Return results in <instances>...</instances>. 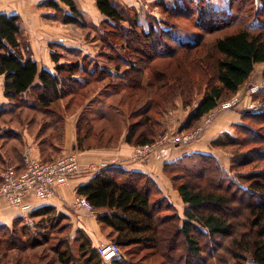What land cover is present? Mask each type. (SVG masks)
I'll return each mask as SVG.
<instances>
[{
	"label": "trees",
	"instance_id": "16d2710c",
	"mask_svg": "<svg viewBox=\"0 0 264 264\" xmlns=\"http://www.w3.org/2000/svg\"><path fill=\"white\" fill-rule=\"evenodd\" d=\"M95 1L101 14L114 23L110 25L115 30L112 34L119 36L117 38L124 41L122 46L133 52L129 57L132 58L130 68L124 73L104 67L98 59L93 68L87 70L86 57L83 62L72 60L57 65L56 74L41 70L34 59L21 17L0 14V76L5 78L4 95L12 102L8 110H2L0 105V139L3 142L0 147L10 143L8 146L14 154L11 165L19 171L24 168L23 153L28 146L20 131L26 127L39 142L43 162L49 163L63 156L59 153L64 143L66 120L54 106L91 82L107 80L112 93L127 92L133 103L150 99L137 115L141 116L140 121L130 124L126 135V143L137 147L159 138V117L178 94L185 106L193 105L196 97L200 93L203 95L183 127L187 131L194 130L207 114L237 95L250 81L256 65L264 63L263 26L259 29L242 27L214 39L212 52L205 55L204 62L201 56L195 60L180 56L182 51L199 46L200 39L196 43L180 42L168 36L170 28L162 25L150 24L148 29L143 28L140 32L131 29L132 32L122 37L123 31L118 30H123V22H130L123 7L113 0ZM61 2L69 7V12L55 0L41 4L54 11L49 19L76 24L83 30L88 27L74 0ZM239 2L237 11L231 7L225 16L211 12L215 21L211 25L217 22L221 26L234 25L238 18L240 21V8L245 5V0ZM254 10L252 6L249 12L257 14ZM157 47L160 55L170 53L181 59L190 81L187 82L182 73L173 74L174 70L172 72L169 66L155 65L156 71L149 70V81L146 85L143 83L144 67L150 66ZM60 58L58 53L53 54L56 63ZM106 58L110 62L116 60V57ZM210 60L215 77L210 72ZM141 62L145 64L141 65ZM196 62L201 64L200 72L193 67ZM32 91L35 102L26 99V94ZM255 97L264 101V90ZM40 120L44 124L40 125ZM243 122L236 126V134L227 133L212 143L214 148L238 147L236 152H229L237 156L230 172L215 155L203 153L187 155L164 166L165 174H173L174 188L186 205L183 215L163 195L154 179L143 172L107 166L77 190V195L88 201L97 214L98 223L104 230H109V237L122 251L131 250L135 256L146 253L140 261H128L125 258L127 252L123 251L121 257L105 262L83 231L74 239L78 244L75 252L73 237L66 234L71 224L69 217L48 205L35 209L29 215L31 222L19 217L12 225H0V263L156 264L161 257V264H247L249 259L264 264V112H243ZM93 127L90 121L84 127L77 126L79 150H85ZM85 129L87 132L83 137ZM250 144L255 145L247 146ZM247 147L249 151L244 150ZM196 177L207 179L211 185L193 183ZM2 183L1 178L0 186ZM54 240L57 243L50 245ZM42 248L46 249L38 255ZM149 260L152 262L147 263Z\"/></svg>",
	"mask_w": 264,
	"mask_h": 264
},
{
	"label": "rangeland",
	"instance_id": "374dc122",
	"mask_svg": "<svg viewBox=\"0 0 264 264\" xmlns=\"http://www.w3.org/2000/svg\"><path fill=\"white\" fill-rule=\"evenodd\" d=\"M116 4L123 7L125 10L126 15L128 16V20L130 22H123L121 26H123L122 37H125L126 34L129 32H132L131 29H135L136 31L140 32L143 28L148 29L150 24L155 25H162L163 27L170 28L168 36L175 37L176 39H179L180 42L188 43V42H197L199 39L201 40V43L196 48L189 50V51H182L180 56L185 55V57H188L189 59L198 58L199 56L203 57L204 62L206 61V56L208 53L212 52V41L214 39H217L218 37L222 35H226L229 33H232L234 31L240 30L242 27H251L255 29H259L260 27H264V0H245V5L241 7V15H240V21L239 18L237 19V23L232 25H225L221 26V23H214L215 25H211V23L215 22L213 20V16H211V12H217V14L220 15H227L231 11V7L233 9H237L240 7V0H155V2H148L147 0L141 1L143 4L140 3L141 6H132L123 3V0H113ZM140 1V0H138ZM244 1V0H243ZM237 2V4H235ZM190 4V5H189ZM186 7H185V6ZM255 7V10H257V14H259L258 17H256V12H249L251 7ZM67 7V8H66ZM64 8L67 9L69 12V7L66 6ZM66 11V12H67ZM237 11V10H236ZM249 12V13H248ZM238 13V12H237ZM252 16H249V15ZM255 14V16H253ZM238 15V14H237ZM88 17L93 18V14L89 13ZM86 18L85 16L83 19L86 21L88 27L84 30L79 28L78 25L75 24L73 29L77 30L78 33V39L81 41L79 45L72 46L71 42L78 41L77 38L74 37V39L67 40L68 46L71 48L77 47L80 49V51H76L74 49H67L64 46H53L52 49H55L57 53H65L66 55H74V57H83L86 56V63L85 67L87 70H90L93 68L95 61L98 59L100 63L104 67H109L115 72L124 73L130 68V62L132 61V58H129L133 52L126 49L125 46H122V42L120 41V38H117L116 34L113 35L111 31L112 26H110L112 23L111 21L107 20L105 17L102 18L101 16H98L97 19H94L92 22V18ZM97 21V24L95 23ZM212 21V22H211ZM167 25H165V24ZM215 27V28H213ZM125 29V30H124ZM80 32V33H79ZM97 40L95 43L91 42L94 40ZM111 39V40H109ZM205 39V40H204ZM66 42V40H64ZM91 42V43H90ZM97 44V45H96ZM164 47V46H163ZM169 51V49H168ZM77 52V53H76ZM158 47L156 48V54L153 55L154 57L151 59L150 66L144 67V74L143 76V83L146 85L149 81L150 75L149 70L156 71L155 65L158 66H169L170 70L173 72V74H179L182 73L186 75V81H190L188 70L184 67L181 59H179L177 56L168 54H159ZM106 56L110 57H116V60L114 62H110L109 59L106 58ZM83 58V59H84ZM73 59V58H72ZM80 61V60H79ZM98 61V62H99ZM83 62V60H82ZM145 64L144 62H141V65ZM197 63V62H196ZM194 63L193 67L197 69L196 71H199L201 67L200 63ZM148 64V63H147ZM209 68L211 69L210 72L214 76L213 71V62L212 60L209 61ZM187 71V72H186ZM200 72V71H199ZM264 63L256 65L255 72L253 73L250 81L243 87V89L234 97L231 99L222 102L221 104H225L231 100L236 99L238 101V106L236 105L235 108L229 109V110H220L219 106L215 109L216 115L214 116V119L212 123L209 124L208 127L205 128V130L199 134L194 140L189 142L188 144L183 143H173L171 140L177 136H187L189 134L194 133L199 127H201L205 120L207 119L208 115L215 111H211L209 114H207L204 119L201 121L200 125L191 131L184 130V124L190 117V115L196 110L199 101L202 99L203 95L200 93L193 105L185 106L182 97L178 94L177 97L170 102H173L167 109H164V114L159 117V121L161 123V126H158L157 129L159 130V138H157L154 142L162 141L165 138H168V142H166L164 145L158 147L155 149L146 159L142 160V163H145L148 159H150L153 155L159 153V151L167 148H178L179 151H186V150H193V145L197 144L199 141L203 139V137L208 133V131L215 127V125L221 123L226 125V130L224 132H221L218 138H224L225 134L227 133H233L236 134L237 132V125L243 124V112H247V109L250 106V103L252 102H259L263 107L264 110V101L259 100L255 97V94H251V90L254 87L262 88L261 91L264 90ZM108 86L107 80L101 81V82H91L86 88L82 89L80 92H77L73 96H68L62 100H60L57 104H55L54 108L57 112L64 115L67 113L71 116L79 115V120L77 126L79 124L82 125V127L85 126V124L90 121L93 127L92 135L87 140L86 147L84 149H93L98 147H114L116 146L121 138H123L125 135L128 134V128L130 124H136L140 121L141 116H137L140 111L144 109V107L147 105L150 99H145L140 104L133 103L131 100L132 98L128 95L127 92H120L118 94L112 93ZM31 97V98H30ZM29 97V102H35V94L34 96ZM157 98V97H155ZM153 99V98H152ZM12 106V104H3L2 110L6 109L8 110ZM138 112L136 113V111ZM250 113H252L250 111ZM135 114L136 116H132ZM107 115H109L107 117ZM141 115V114H140ZM106 116V118H105ZM84 118H87L84 120ZM75 119L77 117L75 116ZM65 120L67 122V117L65 116ZM74 121V120H71ZM81 122V123H79ZM44 124L43 120H40L39 124ZM219 124V125H221ZM256 127L259 128V125ZM215 130L219 129L218 126L214 128ZM78 130V128H77ZM87 130L85 129L83 131V137L85 136ZM56 136V133L53 134V137ZM111 139V141H109ZM113 139V140H112ZM0 139V145L3 143ZM214 140V141H215ZM153 142V143H154ZM213 143V142H212ZM211 143V149L216 150L220 152V158H217L220 164L228 171L230 172L231 165L235 158L237 156L231 155L229 152H236L238 147H232L228 146L226 148H214ZM26 144H29L26 142ZM255 144L247 145L249 147H252ZM85 146V145H84ZM141 147L137 146L134 147V153L136 148ZM79 149V148H78ZM249 148H244L245 151H249ZM80 150V151H85ZM250 153V152H249ZM9 154V152L7 153ZM252 154V153H251ZM250 154V155H251ZM110 161L105 162L102 165L99 164H93L90 165L88 170L90 172H95L103 169L104 165H109ZM12 159L4 160L2 157H0V181H1V175L3 176L7 166L11 165ZM84 171V169H83ZM164 172V169H163ZM178 171H174L177 173ZM167 177L166 180L163 179H155L151 175H149L151 178L154 179V181L157 183L158 186L162 185L164 187L165 195L168 196L172 192V189L174 188V182L172 179L173 174H165ZM194 177V176H193ZM159 180V181H157ZM199 180V178H193V183H200L203 185H211L209 181ZM165 185H170V190H168ZM160 188V187H159ZM161 189V188H160ZM162 191V190H161ZM163 193V191H162ZM164 195V193H163ZM168 198V197H167ZM169 199V198H168ZM170 200V199H169ZM172 203H176L175 198L171 195ZM171 202V201H170ZM175 205V204H174ZM183 204L178 202V208L182 211L181 206ZM185 205V204H184ZM176 206V205H175ZM180 206V207H179ZM177 207V206H176ZM178 209V210H179ZM180 212V211H179ZM95 213V212H94ZM20 217H24L27 220H29L26 215H21ZM29 222H31L29 220ZM8 225V224H4ZM12 225V224H9ZM83 231V230H82ZM109 230H107L108 232ZM80 232V231H79ZM84 232V231H83ZM85 233V232H84ZM109 233V232H108ZM66 234L69 236L73 235V225L69 224L68 228L66 230ZM76 237L78 236V233L75 234ZM62 236V235H61ZM60 236V237H61ZM106 239L104 238V241L101 242L99 246H101L104 243L108 242H115L113 238H110L107 233H105ZM73 237V236H72ZM75 238H72V245L73 250L77 252L78 250V244L74 241ZM57 243V240H54L51 242L50 245ZM98 246V247H99ZM97 247V248H98ZM46 248L40 249L37 253L38 255L41 254ZM128 249H123L124 253L127 252L126 259L128 261L138 260L140 261L144 254L146 253H140L138 255H132V251ZM161 257H159L156 261V264H161ZM250 260V259H249ZM248 260V261H249ZM107 263H110L108 261H105ZM152 262L149 260L147 263ZM154 262V260H153ZM1 264V263H0Z\"/></svg>",
	"mask_w": 264,
	"mask_h": 264
},
{
	"label": "crops",
	"instance_id": "0c3cea01",
	"mask_svg": "<svg viewBox=\"0 0 264 264\" xmlns=\"http://www.w3.org/2000/svg\"><path fill=\"white\" fill-rule=\"evenodd\" d=\"M46 0H0V14L9 13V14H17L21 17L23 21V25L25 28L26 37L29 39L34 59L37 61L39 68L41 70H48L52 74H56V67L59 64L69 63L72 60H80L82 62L84 56L82 57H74L73 55H66L65 53H58L60 55L59 63L53 59V54L57 53L55 49H52L53 46H64L67 49H74L76 51H80L79 48L70 46H75L81 44L78 39L77 30L73 29L75 24L69 23L65 24L61 21L51 20L49 19L50 15H54L53 10H49L45 7H41ZM61 3L63 9L66 7L65 4L61 2V0H55ZM78 9L84 14L87 18L88 14L92 13L93 18L97 19L98 16L104 18L101 12L98 9L97 3L95 0H74ZM141 1L145 0H123L122 2L132 6H141L143 4ZM148 2H155V0H147ZM67 8V7H66ZM67 11V9H65ZM68 12V11H67ZM91 19L90 17H88ZM91 19L92 22L94 19ZM97 24V21H95ZM76 27V26H75ZM75 31L77 33H75ZM77 38L78 41H75ZM74 39L71 42V45L68 46L67 40ZM72 39V40H73ZM66 40V42H64ZM97 40L91 41L96 42ZM90 42V43H91ZM97 45V44H96ZM77 53V52H76ZM86 57V56H85ZM73 58V59H72ZM37 84H40V80H37ZM4 87H5V78L0 76V105L12 104V102L7 99L4 95ZM31 94V95H29ZM34 91L26 94V99L29 101L30 96H34ZM31 98V97H30ZM32 102V101H31ZM11 107V106H10ZM68 113V112H67ZM65 116L67 117V122L65 125V136L64 143L61 147L60 153L61 156L68 155L71 153H77L79 156L80 164L84 171L73 177L70 180L68 186L61 187L56 196L51 200L45 203L36 202L35 199L31 202L37 206L38 208H43L45 206H54L57 208L59 212L64 213L69 217L70 223L73 225V238H76V233L79 231H84L92 240L93 244L98 247L101 242L106 239L105 233L108 234L107 230L98 223L97 214L89 211L84 207L76 206V200L79 197L77 195V190L89 183L99 171L90 172L88 168L90 165L99 164L102 165L105 162L110 161L108 166L123 168L127 171H136L143 172L148 175H151L155 179L159 178L161 180L165 179L163 169L166 164L176 162L187 155H192L195 153H203V154H213L217 158H220V152L211 149V143L218 138L221 132L226 130V125H215L218 126L219 129L215 130L211 128L208 133L203 137L201 141L197 144L193 145V150L179 151L178 148L167 147L159 153L153 155L150 159L142 163L141 161H137L134 159V147L128 145L126 143V135L121 138L119 143L114 147H98L93 149H86L85 151H80L77 147L78 145V118L79 115L71 116L70 114ZM75 116L77 119H75ZM74 120V121H71ZM19 131V130H17ZM20 132L23 133L25 137V141L28 142L36 155L41 157L40 145L37 139L30 134L27 127ZM10 142V141H9ZM10 143H7L5 146L0 147V155L4 160L14 158V154L12 152V148L8 146ZM9 152V154H7ZM58 154V155H59ZM111 172V171H110ZM109 172V173H110ZM2 177V175H1ZM159 181V180H157ZM164 181V180H163ZM163 191L164 195V187L162 185L159 186ZM165 187L170 190V185H165ZM172 193L168 196L171 200V195L175 198L176 203H174L178 208V202L182 203L181 206L182 211L179 209L180 213L183 215L184 209L186 205L177 190L172 189ZM180 207V206H179ZM21 214L14 209L8 202L1 200L0 201V225L2 224H12L17 218H19ZM109 236V235H108Z\"/></svg>",
	"mask_w": 264,
	"mask_h": 264
},
{
	"label": "built area",
	"instance_id": "2783aa9c",
	"mask_svg": "<svg viewBox=\"0 0 264 264\" xmlns=\"http://www.w3.org/2000/svg\"><path fill=\"white\" fill-rule=\"evenodd\" d=\"M261 90L262 88L254 87L251 90V94H256ZM237 104L238 101L234 99L225 104H220L219 108L222 111L229 110L235 108ZM262 107L259 102H252L247 111L262 113L264 112ZM216 112V110L211 112L205 120V123L194 133L183 137L177 136L171 141L176 144H188L212 123ZM166 142H168V138L136 148L134 159L137 161L146 159L155 149L164 145ZM23 164L24 168L22 171H19L14 165L7 166L2 176L3 183L0 186V201L4 200L8 202L21 215H26L28 218L35 209H38L31 202L32 200L35 199L40 204L51 200L56 196L61 187L68 186L73 177L83 172L77 153L64 155L57 160L45 163L35 154L30 145L26 147L23 153ZM107 166L104 165L103 168ZM76 206L84 207L94 212L88 201L83 197L77 198ZM98 252L103 260L108 262L123 255L120 246L114 242L102 244L98 247ZM247 264L256 263L253 260H249Z\"/></svg>",
	"mask_w": 264,
	"mask_h": 264
},
{
	"label": "water",
	"instance_id": "95a60500",
	"mask_svg": "<svg viewBox=\"0 0 264 264\" xmlns=\"http://www.w3.org/2000/svg\"><path fill=\"white\" fill-rule=\"evenodd\" d=\"M248 113L250 112V111H247Z\"/></svg>",
	"mask_w": 264,
	"mask_h": 264
}]
</instances>
